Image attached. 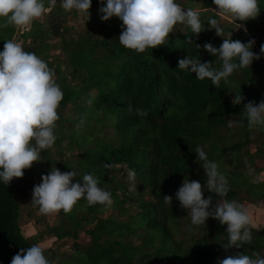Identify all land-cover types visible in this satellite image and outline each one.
Returning <instances> with one entry per match:
<instances>
[{
	"label": "trees",
	"instance_id": "16d2710c",
	"mask_svg": "<svg viewBox=\"0 0 264 264\" xmlns=\"http://www.w3.org/2000/svg\"><path fill=\"white\" fill-rule=\"evenodd\" d=\"M44 2L48 8L49 0ZM175 2L195 10L191 0ZM199 2L202 32L195 35L189 26L178 23L165 44L144 53L119 43L122 21L117 17L102 21L101 0H91L89 19L81 15V23L74 19L79 13L63 10L62 0H56L43 20H34L19 34L23 49L54 70L63 98L57 109L56 140L52 147L41 150L32 176L13 178L8 185L0 180L3 264H11L21 248L48 238L55 239L54 249L42 248L50 264H218L237 253H258L264 258L263 224L251 220V242L225 250L226 225L211 217L203 225H191L187 209L175 198L183 180L189 179L204 186L203 196H212V206L219 199L208 192L200 166L204 162L195 154L201 147L228 180L224 199L264 207V178L252 176L264 174V164L249 173L256 158L264 161V129H249L243 114L249 101L259 104L264 100V54L260 53L264 18L258 15L247 21L220 23L222 15L210 9L212 0ZM258 6L264 16V0H258ZM209 19H217L224 30L222 37L209 28ZM238 24L245 27L238 28ZM17 32L18 27L0 26V51ZM229 33L231 39L243 43L254 40L251 51L260 58L218 87L177 67L180 59L190 56L213 62L219 69L222 62L203 45L219 48ZM239 94L244 99L234 105L232 100ZM137 109L147 115L139 116ZM257 133L258 137H251ZM259 137L262 146L257 145ZM64 151L68 157L63 161ZM52 167L76 172L73 183H82L85 174L94 175L113 203L90 206L81 198L70 213L61 210L53 223L44 221L36 234L28 235L23 228L38 210L31 203L33 187ZM129 170L135 172L134 181L129 179ZM165 195L172 197L171 205L164 202ZM24 205L31 207L27 214ZM61 241L64 246H57Z\"/></svg>",
	"mask_w": 264,
	"mask_h": 264
},
{
	"label": "clouds",
	"instance_id": "9594fccd",
	"mask_svg": "<svg viewBox=\"0 0 264 264\" xmlns=\"http://www.w3.org/2000/svg\"><path fill=\"white\" fill-rule=\"evenodd\" d=\"M212 2L218 12L231 17L233 21L255 19L260 13L258 0ZM55 3L56 0H49V7L46 8L44 0H0V19L4 20L0 26L28 27L50 11ZM101 3V20L117 17L122 21L118 41L136 53H144L147 49L165 44L178 23L189 26L195 35L205 29L198 11L184 8L175 0H101ZM61 7L68 12L75 10L89 19L91 0H62ZM208 24L216 35L223 36L224 30L217 19H209ZM254 43V40L247 43L233 40L229 33L219 48L213 47L211 43L203 45L205 51L222 62L219 69L213 67V62H201L190 56L180 59L177 67L195 73L198 80L208 79L213 86L218 87L222 80L227 81L235 71L248 68L253 60L260 58L251 51ZM260 53L264 54V45H261ZM54 77V70L35 53L26 52L17 42H4L3 51H0V180L6 185L13 178H22L25 169L40 161L41 150L52 147L56 140L54 130L59 119L57 109L63 92ZM243 99L241 94L236 95L232 103L240 104ZM243 109L249 129H264V100L259 104L249 101ZM137 114L146 116L147 112L137 109ZM195 154L197 159L204 162L200 166L204 170L208 192L215 193L219 199L212 206V196H203L204 186L199 181L189 179L183 180L175 198L181 208L187 209L191 225H203L209 217L216 219L221 225H226L227 243L223 245L224 249H239L252 240L249 211L235 200L224 199L229 192L228 180L218 171V164L210 161L201 147L196 148ZM252 172L254 169L249 167V173ZM128 176L134 181L135 172L129 170ZM76 177L74 171L61 172L52 167L47 175L41 176V183L33 187L31 203L45 215L56 214L61 210L68 214L81 198L90 206H111V194L98 186V179L94 175L85 174L82 183H73ZM163 199L171 205V196L165 195ZM11 264H50V261L39 245H33L21 248L12 257ZM218 264H264V258L258 253H253V256L237 253L218 260Z\"/></svg>",
	"mask_w": 264,
	"mask_h": 264
},
{
	"label": "rangeland",
	"instance_id": "374dc122",
	"mask_svg": "<svg viewBox=\"0 0 264 264\" xmlns=\"http://www.w3.org/2000/svg\"><path fill=\"white\" fill-rule=\"evenodd\" d=\"M189 1V0H188ZM200 0H191V2H192V4H193V6H194V8H195V10L196 11H198L199 12V9H200V6H199V4H200V2H199ZM210 9L212 10V11H215V12H218V9L216 8V6L214 5V4H212L211 5V7H210ZM205 9H203L202 11H204ZM220 13V12H219ZM221 14V13H220ZM222 16H221V20H220V23H225L224 22V20H227V21H230L231 20V17H229V16H227V15H224V14H221ZM259 18L260 17H262V18H264V16H263V13L262 14H259V16H258ZM41 20H43L42 19V17L40 18ZM70 19H72V17H69V20ZM75 19V22H78V23H81L82 22V17H81V14H78L77 15V17L76 18H74ZM70 21H72V20H70ZM245 26L244 25H242L241 24V28H244ZM26 28H28V27H18V32H17V35H15V37L13 38V42H17V43H19L20 44V41L21 40H18L19 39V34L23 31V30H26ZM260 34L261 35H263V39H264V33H262V32H260ZM233 122L235 123V120H233L231 123H230V125L231 124H233ZM255 136H257L258 137V133H257V135L256 134H252L251 135V137H255ZM64 145V144H63ZM257 145H259V146H262V141H261V138L259 137V143H257ZM254 144H252V145H250V149H253L254 148ZM53 152H54V150H53ZM63 156H62V160L64 161L67 157H68V153L66 152V151H64L63 153ZM263 158L262 157H260V158H256L255 160H254V164L255 165H252V166H249V167H251V169H254V171L258 168V167H260V166H263V164H264V161L262 160ZM34 164V163H33ZM32 164V165H33ZM37 164V163H36ZM33 167H34V165L33 166H31L29 169H25L24 170V175H25V177L26 178H30L31 176H32V170H33ZM37 167L40 169L41 168V166L39 165V164H37ZM36 171V170H35ZM252 176L253 177H256L257 179H262V178H264V177H262V173L260 174V175H257V174H252ZM39 183H41V175H40V179L39 178H37V180H36V182H35V186L36 185H38ZM245 206V208L249 211V214H250V217H251V220H254V221H257V224H263L264 225V207H254V205H251V207H248L247 206V204L246 205H244ZM262 206H264V204L262 205ZM31 207L30 206H26V205H24L23 206V212L25 213V214H27L28 213V211H30L29 209H30ZM31 210H33V209H31ZM34 211V210H33ZM31 213H32V211H31ZM30 213V214H31ZM33 215H35V217L34 218H32V219H30V223H29V225L27 226H24V230L26 231V232H28V235H31V234H36L39 230H40V227L42 228V223L44 222V221H46L48 224H51V223H53V221H54V219H55V216H56V214H49V215H45V214H41L40 212H39V209L38 210H36V211H34V214ZM41 216H43L44 217V219L43 218H40ZM27 234V233H26ZM80 237L81 238H83L84 237V234H81L80 235ZM54 238H48V239H46V240H44V242H41L40 244H39V246H41V248H43V249H54L55 248V246L53 245V242H54ZM57 246H64V242L63 241H61ZM55 251V250H54ZM66 264H74L73 262H67Z\"/></svg>",
	"mask_w": 264,
	"mask_h": 264
},
{
	"label": "water",
	"instance_id": "95a60500",
	"mask_svg": "<svg viewBox=\"0 0 264 264\" xmlns=\"http://www.w3.org/2000/svg\"><path fill=\"white\" fill-rule=\"evenodd\" d=\"M0 246H1V244H0ZM0 262H1V264H3V258H2L1 254H0Z\"/></svg>",
	"mask_w": 264,
	"mask_h": 264
}]
</instances>
